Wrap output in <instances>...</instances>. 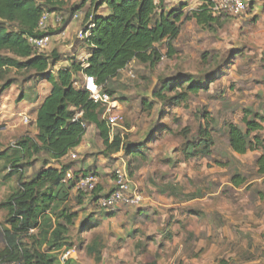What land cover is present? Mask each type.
Segmentation results:
<instances>
[{
	"label": "rangeland",
	"instance_id": "374dc122",
	"mask_svg": "<svg viewBox=\"0 0 264 264\" xmlns=\"http://www.w3.org/2000/svg\"><path fill=\"white\" fill-rule=\"evenodd\" d=\"M66 1V10L58 13L64 20L49 22L53 38L43 50L46 54L56 51L61 58L59 65H67L71 56L82 59L86 52L79 35L88 25L85 16L90 3ZM180 1L165 0V8L170 9ZM182 2L188 3L186 11L199 5L197 0ZM72 8L76 16L70 18ZM253 9L249 5L240 16L216 14L223 18L221 26L213 30L199 26L195 20L185 21L180 36L173 42L172 56L169 57L163 43L160 48L164 57L157 65L133 61L112 81L110 88L118 102L115 113L124 117L122 123L111 127L113 133L131 141L142 140L149 134L153 139L148 160L135 162V174L129 176L131 188L142 196V202L104 210L87 197L80 220L92 213L104 220L95 229L79 232L78 226L72 228L77 252L70 264H264V176L258 174L256 166L261 151L236 154L228 135V124L244 127L243 118L251 112V117L260 115L263 130L259 134L264 138V93L253 91L257 88L254 85H259L253 79L258 81L264 76L259 61L261 55L264 57V42L259 49L254 45L249 48L245 42L251 32L248 29H264L261 14L255 15L259 24H251L247 15ZM261 10L264 12V2L256 11ZM63 31L65 34L60 35ZM249 51L255 59L252 64L244 62ZM241 52L244 57H237ZM220 71L224 77L213 82L209 89L189 95L180 105L168 108L165 102H154L152 93L161 78L178 73L203 78ZM29 75L16 70L7 74L15 82L0 98V150L14 145L21 136L37 134L36 110L51 84L40 83L36 78L28 81ZM81 78L78 77L79 83ZM143 99L154 103L152 110L145 109ZM205 128L215 141L211 153L189 154L187 143L198 140ZM82 145L75 166L82 159L92 158L95 168L89 166V171H97L98 186L109 192L114 186L116 169L129 170L128 159L120 153L105 157L103 142L94 125L88 128ZM47 157V153L38 155L26 175L37 172L42 159ZM7 173L0 162V201L16 185L15 179H3ZM235 174L246 182L236 185L232 181ZM70 205L76 207L74 199ZM108 211L116 215L107 217ZM3 217L2 212L0 227H4ZM94 239L101 240L100 263L97 255L86 248Z\"/></svg>",
	"mask_w": 264,
	"mask_h": 264
},
{
	"label": "trees",
	"instance_id": "16d2710c",
	"mask_svg": "<svg viewBox=\"0 0 264 264\" xmlns=\"http://www.w3.org/2000/svg\"><path fill=\"white\" fill-rule=\"evenodd\" d=\"M88 1L90 7L85 20L93 26H85L90 35L82 45L88 58L83 61L71 56L67 65L58 66L59 54L39 51L31 44L30 38L52 35L51 31L39 28L40 20L46 12L66 10L67 1L0 0V98L15 82L7 78L12 70L30 74L28 81L36 78L40 83L51 84L48 95L38 105L36 136H21L14 145L0 150L2 169L8 170L3 179L16 180L15 187L0 202V208L8 209L7 228L3 230L4 240L0 246V264L17 261L23 264H61V250L74 246L71 231L84 210L86 197L89 196L90 202L98 206V198L104 191L98 186L90 195L76 191L78 195L74 197L75 180L67 179L68 171H73L75 176L93 171H89L90 168L85 171L75 169L74 161L64 163L62 159L82 143L90 126L98 129L105 157L111 158L122 152L128 159L129 176L135 174V162L148 160L147 153L153 141L151 134L142 140L131 141L113 133L102 117L105 107L91 98L85 87V77H93L113 96L112 81L133 61L157 65L164 57L160 48L163 43L169 57L172 56L173 42L180 36L185 21L195 20L199 26L213 30L221 26L223 18L212 12L207 0H198L200 4L189 11H186V2L166 9L165 0H83V4ZM102 7L108 12H101ZM73 9L70 18L76 14ZM78 77H82L80 83ZM221 77L223 71L208 73L203 78L178 73L161 78L152 96L154 102L162 101L172 108L187 101L189 95L209 89ZM142 104L147 110L154 107V103L146 99ZM251 114L244 116V127L233 122L228 124L229 145L233 152L241 155L261 149L256 166L258 174L264 176V138L259 134L263 125L258 120V113L253 117ZM205 117L210 118L209 115ZM200 134L198 140L187 143V150L192 155L197 151L209 155L214 138L208 128L202 129ZM42 153L49 157L42 159L37 172L27 176V169L32 168L36 157ZM232 181L238 186L246 182L240 174H235ZM73 199L76 207L70 205ZM115 215L114 211L106 212L107 217ZM103 218L95 213L88 214L79 221V232L99 227ZM86 248L89 253L97 255L98 263L102 262L101 240L94 239Z\"/></svg>",
	"mask_w": 264,
	"mask_h": 264
},
{
	"label": "built area",
	"instance_id": "2783aa9c",
	"mask_svg": "<svg viewBox=\"0 0 264 264\" xmlns=\"http://www.w3.org/2000/svg\"><path fill=\"white\" fill-rule=\"evenodd\" d=\"M210 4L212 12L216 14L228 13L234 16L242 15L249 7L248 0H207ZM63 16L58 13L46 12L42 16L39 28L44 31H49V22H62ZM89 23V22H88ZM93 25H88L92 27ZM60 35L65 34V31L59 33ZM90 35L88 30L83 29L79 35L80 40L86 39ZM53 35L45 34L41 37L30 38L31 44L38 49L43 51L52 42ZM88 55H84L82 58L85 61ZM85 87L90 91L91 98L105 107L102 117L113 127L119 125L124 121L123 115L115 113V108L118 107V102L113 96L103 89L102 86L98 85L93 77H85ZM28 120V118H26ZM72 158L75 159L77 156L75 153L71 154ZM67 179L75 180V189L80 192L92 193L99 185V176L92 172L88 174H80L75 176L73 171H68ZM142 202V196L131 188V179L128 172L125 169L117 168L115 171L114 187L111 191L103 193L98 198V206L101 209L109 210L119 204L139 205ZM77 252L76 247L64 248L59 254V260L61 264H67L68 260L71 259ZM11 264H23L22 262H13Z\"/></svg>",
	"mask_w": 264,
	"mask_h": 264
},
{
	"label": "crops",
	"instance_id": "0c3cea01",
	"mask_svg": "<svg viewBox=\"0 0 264 264\" xmlns=\"http://www.w3.org/2000/svg\"><path fill=\"white\" fill-rule=\"evenodd\" d=\"M198 1V0H197ZM180 2H182V0L180 1ZM199 2V1H198ZM263 2H264V0H248V3H249V5L252 7V5H253V10H252V12L251 13H249L247 16H249L248 18H250L249 20H250V22H251V24L253 25V26H256L257 24H259V22H258V19H257V16H255L256 14H261V17H262V19L264 20V12H262V10H261V13H258L256 10L257 9H259V8H261V7H263ZM87 3H90V1H88ZM199 4H200V2H199ZM102 8H104L103 9V11L102 12H104V13H107L108 12V10L106 9V7H102ZM196 8V7H195ZM194 9V8H193ZM87 13V12H86ZM252 14V15H251ZM75 16H76V14H75ZM248 21V20H247ZM250 24V25H251ZM255 29V28H254ZM254 29H248V31L250 32L249 33V35H248V37H247V40H245V42H247L246 44H247V46L250 48H252V47H254V46H256L257 47V49H259V46H262L261 44L264 42V29L262 28V29H260V30H254ZM254 45V46H253ZM83 49H85V48H83ZM261 54L263 53V50H258ZM252 51H249V53L247 54L249 57L247 58V59H244V62H246V63H250V64H252L253 63V61L255 60L251 55H252V53H251ZM85 55H86V52L84 53ZM244 55L245 54H243V52H241V53H239L238 54V56L237 57H239V56H242V57H244ZM241 60H243L242 58H241ZM246 60V61H245ZM259 61H261V64L262 65H260L261 66V68H262V66L264 67V57L261 55V59L259 60ZM68 62V61H67ZM69 63V62H68ZM67 63V64H68ZM254 63H256V61L254 62ZM58 66H65V65H58ZM237 66V65H236ZM235 67V66H234ZM58 68V67H57ZM264 75V74H263ZM224 77V76H223ZM261 79H258V81H256V79H253L254 81H253V83L254 82H256V83H259V85H254V87H257V88H255L256 90H253V91H255L256 93H260V94H263L264 93V76H261L260 77ZM255 83V84H256ZM252 87V86H251ZM51 89V88H50ZM264 96V95H263ZM256 97V96H255ZM43 101V100H42ZM41 101V102H42ZM40 102V103H41ZM39 103V104H40ZM38 109V108H37ZM36 118H37V110H36V116H35V119H34V121H35V124H36ZM88 131V130H87ZM37 132H38V130H37ZM87 134V133H86ZM86 134H85V136H86ZM85 136H84V138H85ZM84 138H83V140H84ZM82 143H83V141H82ZM82 143L78 146V147H76V148H74L73 150H71L63 159H62V162H72V161H74L75 159H73L72 158V156H71V154L72 153H75L76 154V156H77V152H80V151H82L83 150V145H82ZM257 152L258 151H261L262 152V150L260 149V150H256ZM250 152H255V151H250ZM261 152H259V155L261 154ZM235 153V152H234ZM249 153V152H248ZM120 154H122V152H120ZM237 154V153H236ZM241 155V154H240ZM245 155V154H244ZM258 155V156H259ZM84 156H86V155H84ZM257 156V157H258ZM69 158H71V159H73V160H68ZM75 162V161H74ZM76 163V162H75ZM89 166H93V168H95L94 167V162H93V160H92V158H85V159H82L79 163H78V165H76L75 166V164H74V168L75 169H82V170H86V169H88L89 168ZM100 167V166H99ZM101 169V167L98 169L99 171H101L100 170ZM121 169H124V168H121ZM126 170V169H125ZM127 171V170H126ZM128 172V171H127ZM129 174V173H128ZM114 187V186H113ZM113 189V188H112ZM111 189V190H112ZM110 190V191H111ZM12 191V190H11ZM77 190L76 189H74L73 190V192H72V195H74L75 194V192H76ZM103 193H107L106 191H104ZM102 193V194H103ZM89 197V196H88ZM86 199H87V197H86ZM86 199H85V201H86ZM89 200V199H88ZM1 202V201H0ZM86 204V203H85ZM75 209H78V207L77 208H75ZM2 212H3V214H4V227H0V246H2L3 245V240H4V237H3V230L5 229V228H7V224L5 223V218H6V215L8 214V209L7 208H0V215L2 214ZM81 213H82V211L80 212V215H81ZM84 217H86V216H84ZM83 217V218H84ZM103 220H104V218H103ZM79 221H80V217H79V219H78V221H77V225H75V227L76 226H78V224H79ZM78 228V227H77ZM73 247H76V246H73ZM65 248V247H64ZM63 248V249H64ZM62 249V250H63ZM61 250V251H62ZM60 254V253H59ZM76 255V254H75ZM75 255L73 256V257H71V259H69L68 260V262H67V264L69 263V261H71L72 262V260H74L76 257H75ZM70 262V263H71Z\"/></svg>",
	"mask_w": 264,
	"mask_h": 264
}]
</instances>
